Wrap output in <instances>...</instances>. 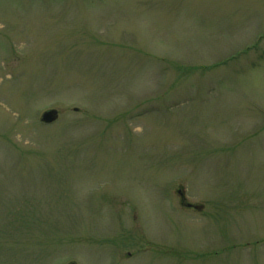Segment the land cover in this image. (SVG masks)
<instances>
[{
  "label": "rangeland",
  "instance_id": "rangeland-1",
  "mask_svg": "<svg viewBox=\"0 0 264 264\" xmlns=\"http://www.w3.org/2000/svg\"><path fill=\"white\" fill-rule=\"evenodd\" d=\"M0 264H264V0H0Z\"/></svg>",
  "mask_w": 264,
  "mask_h": 264
},
{
  "label": "water",
  "instance_id": "water-1",
  "mask_svg": "<svg viewBox=\"0 0 264 264\" xmlns=\"http://www.w3.org/2000/svg\"><path fill=\"white\" fill-rule=\"evenodd\" d=\"M41 122L45 125H51L58 120V112L56 110H50L42 114Z\"/></svg>",
  "mask_w": 264,
  "mask_h": 264
}]
</instances>
